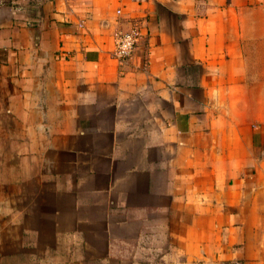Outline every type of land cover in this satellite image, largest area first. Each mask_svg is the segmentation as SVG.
<instances>
[{
  "label": "crops",
  "instance_id": "crops-1",
  "mask_svg": "<svg viewBox=\"0 0 264 264\" xmlns=\"http://www.w3.org/2000/svg\"><path fill=\"white\" fill-rule=\"evenodd\" d=\"M260 57L264 0H0V264H264Z\"/></svg>",
  "mask_w": 264,
  "mask_h": 264
},
{
  "label": "built area",
  "instance_id": "built-area-1",
  "mask_svg": "<svg viewBox=\"0 0 264 264\" xmlns=\"http://www.w3.org/2000/svg\"><path fill=\"white\" fill-rule=\"evenodd\" d=\"M120 12V10H118ZM140 35V25L133 22L129 29L118 30L114 35L111 55L120 64L129 60L135 50Z\"/></svg>",
  "mask_w": 264,
  "mask_h": 264
},
{
  "label": "rangeland",
  "instance_id": "rangeland-1",
  "mask_svg": "<svg viewBox=\"0 0 264 264\" xmlns=\"http://www.w3.org/2000/svg\"><path fill=\"white\" fill-rule=\"evenodd\" d=\"M260 60H261L262 64H264V58L260 57ZM258 69H259V67H258Z\"/></svg>",
  "mask_w": 264,
  "mask_h": 264
}]
</instances>
